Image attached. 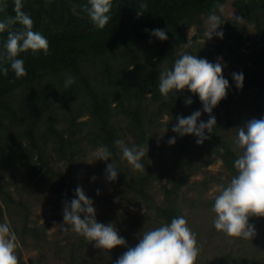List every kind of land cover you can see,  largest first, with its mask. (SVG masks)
<instances>
[{
    "label": "trees",
    "instance_id": "obj_1",
    "mask_svg": "<svg viewBox=\"0 0 264 264\" xmlns=\"http://www.w3.org/2000/svg\"><path fill=\"white\" fill-rule=\"evenodd\" d=\"M227 1L144 0L148 10L137 18L140 0H113L108 14L111 17L109 23L103 29H97L83 11L88 0H22V10L34 21L33 30L48 40L50 54L44 55L42 50L21 53L18 58L24 60L27 76L20 79H16L11 70L7 76L0 73V223L5 222L3 206L12 226L16 228V225H20L17 233L22 243L29 237L35 243L44 245L47 242V226L28 227L29 206L23 191L47 178L51 190L62 201L54 220L63 218L64 201L70 202L76 198L75 189L78 186L86 194V188L70 177L69 170L66 176H62L55 169L53 159L47 153V144H50V151L58 159L67 161L70 166L76 165L83 145L90 149L102 145L108 147L112 153L110 159L119 171L117 179L111 182L106 179L105 169L112 162L110 159L97 160L96 170L122 202L113 204L112 197L108 195L96 198L101 207L96 220L104 224L112 223L126 242L136 236V244L143 231L155 229L183 215L181 188L189 177L212 162L205 157L204 146L216 142L213 146L215 157L222 160L231 176L236 175L234 161L238 153L231 149L233 143L224 136L218 119L211 133L205 131L210 139L202 144L196 143L197 137L194 134L180 136L175 133L178 136L174 145L176 149L168 160L163 159V146L156 137V129L161 125L159 120L163 116H169L171 125L173 120L177 121V116L187 117L198 107L203 108L198 94L187 89L170 92L165 100L158 89V74L164 68L170 69L175 59L179 58L174 56V50L177 44L181 46L184 43L180 41L185 36V30L182 29H187L200 16L207 17L214 4ZM234 5L247 23L254 22L261 26L257 17L259 8L254 0L247 4L238 1ZM0 9V20L14 16V0H0ZM223 22V27L227 29L221 41L223 47L231 55L235 49L251 40L249 59L254 67L238 72L244 75L243 87L238 89L229 86L230 90L222 101L227 104L232 97L242 98L241 95L246 91L256 87L257 92L250 106L264 116V31L262 35L250 36L238 26L232 28ZM157 28L166 30L169 37L174 38L172 46H155L157 38L145 29ZM6 38L7 32L0 33V55L5 54ZM138 46L150 48L152 55L143 59L140 56L135 60L139 54L132 52V49ZM258 47L260 51L256 52ZM197 50L195 55L198 58L206 59L207 56V60H210V53L205 55ZM185 52L193 54L189 48ZM155 72H158L157 77L153 78L152 73ZM69 75L75 78V83L66 89L64 80ZM231 81L234 82L233 77ZM187 99L193 102L187 105ZM84 117L87 119L78 121ZM208 119L209 114L203 112L197 123ZM118 139L124 140L129 146L148 144V153L141 161L145 171L134 170L127 161H121L120 151L115 144ZM220 147L224 149L223 153L219 151ZM20 182L24 183L19 186ZM162 183L164 201L161 205L156 202L152 190ZM168 184L170 187H167ZM10 186L13 187L12 191ZM200 204L199 199H192L190 207H198ZM111 205H116L118 210L125 205L148 207L154 212L152 227L142 228L139 225L142 218L127 216L122 220L110 209H104ZM77 237L80 247H85L86 243L95 244L83 236ZM253 238L248 241L261 254L259 261L255 257L251 260L255 264H264V237L256 235ZM118 248L120 246L107 252L96 249L98 254H107L111 259ZM62 251L63 247L58 253ZM16 255L21 260L18 248ZM231 258L230 253H221L213 262L205 263L198 259L196 264H226L225 259ZM241 261L246 263L245 260ZM19 264L24 263L20 261ZM69 264L87 262L73 259Z\"/></svg>",
    "mask_w": 264,
    "mask_h": 264
},
{
    "label": "clouds",
    "instance_id": "obj_2",
    "mask_svg": "<svg viewBox=\"0 0 264 264\" xmlns=\"http://www.w3.org/2000/svg\"><path fill=\"white\" fill-rule=\"evenodd\" d=\"M113 0H88L84 6L85 11L97 29H103L110 21L108 15L112 8ZM22 0H14V16H7L0 20V33L7 32L4 43L5 54L0 55V73L7 76L9 70L14 72L15 78L27 76L24 60L18 58L21 53L31 50L33 53L43 51L49 55V42L38 31L33 30L34 21L31 16L22 10ZM2 10V9H0ZM148 10V4L140 0L137 18ZM225 6L214 4L206 20L207 39L213 35L223 38L224 33L217 31L224 23L221 19ZM233 20L238 24H245L241 16L232 14ZM19 25V27H14ZM150 35L161 41L168 39L164 29H152ZM184 48L190 43H183ZM224 65L222 58L216 63L207 59L198 58L187 52L175 59L170 69L159 72L158 89L160 94L168 99L170 92H179L187 89L193 94H198L203 105V112L209 114V119L197 121L201 111L196 110L190 116H177V123L172 131L180 136L194 134L196 143L202 144L206 139L205 131L211 133L216 126V118L211 115L212 110L219 102L226 98L229 81L222 75ZM236 87L242 88L243 73H233ZM75 83V78L67 76L64 87L69 89ZM193 101L187 99L190 105ZM234 151L238 156L234 161L236 175L232 176L227 185H216L211 211L215 214L212 220L214 228L228 238L252 239L256 235L255 226L249 223L252 216L264 217V118H252L242 126L232 129ZM175 138L168 140L169 145H174ZM116 146L121 154V161H127L134 170L145 171L141 162L148 153V144L129 146L124 140H116ZM223 153L224 149L219 148ZM92 155L94 161H108L112 153L107 146H100ZM111 160V159H110ZM112 161V160H111ZM119 171L112 161L107 164L105 176L108 181H115ZM95 180V177H92ZM99 194V191L97 192ZM75 197L70 202L64 201L63 223L55 225L50 232H74L83 236L88 242L94 241V247L106 252L118 246H126V240L118 234L112 223H99L96 220L93 201L86 196L81 187L75 189ZM83 215V218L81 216ZM67 225L68 227H65ZM232 242V239H229ZM19 246L16 233L12 230L10 222L0 223V264H19L16 250ZM202 245L197 240V234L188 226L183 215L171 219L155 229L143 231L139 235V242L134 247H128L115 264H196Z\"/></svg>",
    "mask_w": 264,
    "mask_h": 264
},
{
    "label": "rangeland",
    "instance_id": "obj_3",
    "mask_svg": "<svg viewBox=\"0 0 264 264\" xmlns=\"http://www.w3.org/2000/svg\"><path fill=\"white\" fill-rule=\"evenodd\" d=\"M238 1L247 4L250 0H228L224 3V13H218V15H221L222 21L227 22L232 28L238 26L247 35H262L264 31V0H254L259 8L257 11V17L259 18L261 26H257L254 22L238 24L233 20L232 14L240 16L234 5ZM206 20L207 17L200 16V19L190 23L191 25L187 29H182L185 30V36L182 37L180 41L190 43V47L188 48L190 52H193L192 55H195V51L198 49L205 55L208 53L211 54L209 60L211 63H216L218 58H222V64L224 65L222 75L228 81L233 77V73H238L245 68L254 67L253 62L249 59L252 52V48H250L252 44L251 40H248L241 48H238L237 50L235 49L234 53L229 55L227 48H224L221 44V38L213 35L212 39H207V36L205 35L207 30ZM226 30L227 29L223 27V25L217 29V31H222L224 36L227 32ZM167 36L168 39L165 41H161L157 38L155 46L163 48L172 46L174 44V38L169 37L168 34ZM230 43L231 41L228 40V44ZM186 49L187 48H184L182 45L180 46L177 44L176 49L174 50V56L182 55ZM259 49L260 48L258 47L256 52L260 51ZM132 52L139 54L135 60L139 59L138 57L140 56V59H143L146 56L152 55L150 54V48H142L140 46L132 49ZM201 57L203 58V55H201ZM205 57L208 59L207 56ZM155 60L156 59L154 58L153 61ZM165 69L166 68H164V70ZM157 73L158 72L152 73L154 75L153 78L157 77ZM229 86L235 88V81L229 82ZM228 90L230 89H227V91ZM256 92L257 88L252 87L246 91L245 94L241 95L242 98L238 99L237 97H232L227 104H224L221 100L212 110L211 115L215 116V118L220 121L219 127L221 126L224 136H226L228 140H231L232 143L235 136V132L231 131L232 129L242 126L243 123L249 119L264 118V116L255 112L250 106L251 100L256 95ZM196 110H200L202 113L201 116L203 115L202 107H198ZM86 119L87 117L79 118L78 121H84ZM170 122L169 116L165 115L159 120L161 125L156 129V137L160 140V145L163 146L162 157L164 160H168L176 149V146H174L175 144H168V140L174 137L177 141L178 138V136H175V133L172 131V128L177 121L173 120L171 125ZM129 141H131V139H129ZM216 144L217 143L215 142L211 146L210 144L204 146L205 157L211 159L212 162L207 167L189 177L186 184L180 190V203L184 206L183 215L187 219L188 226L197 234L198 242L202 245V250L198 256L200 261L205 263H207V261L213 262L221 253H223V255L230 253L233 259H225L227 261L226 264H255L251 259L255 257L256 260L259 261L261 252H256V249L250 245L248 240L251 241V239L244 240L239 238H228L222 232H218L212 224L215 214L211 211V208L214 202V196L217 194L213 189L216 185H227L232 178L231 174L224 168L222 160L215 157L213 146ZM47 146V153H49L53 159L55 169H58L62 176H66L69 170L70 177L76 179L79 182V185L86 188V196L93 201L96 215L101 213V207L96 198L108 195L112 197L114 201L113 204H116V202H122L114 189L107 185L104 177L96 170L95 162L97 160L94 161V156L92 155L96 149L85 148L83 145L82 151L78 157V163L76 162V165L70 166L67 161L58 159V157L50 151V144H47ZM231 149H234V144ZM19 177L16 178L17 181L20 180H18ZM92 177H95V180H93ZM23 183L24 182H20L18 185L20 186ZM163 187L164 183L157 184L152 190L156 202L161 205L164 201ZM167 187H170V185L168 184ZM10 188L12 191L13 187L10 186ZM98 191L99 194H97ZM23 197L27 200V205L29 206L28 227L40 228L47 226L45 230V239L47 242L44 243V245H41L40 243H35L32 239H29V237L24 240V243H22L19 233H17V231L19 232L20 230V225H16V228H14L10 223L19 242L18 249L21 253V260H19V262L21 261L24 264H69L73 262V259L77 262L85 260L87 264H115V261L120 255L127 251L128 247H134L138 240L136 236H133L130 241H127L126 246H120L118 250H115L110 259L107 254H98V250L94 247V244L88 245L86 243L85 247H80V243L77 240L78 234L74 232H61L59 228H57V231H49L54 227V224H62L63 218L54 220V217L59 213V207L61 206L62 201L58 195L51 190L50 181L47 178L32 184L29 189L26 188V190L23 191ZM192 199H199L201 202L200 206L190 207ZM115 207L116 205H111V207L105 206L104 209H110L112 213L119 215L122 220L127 216L142 218L141 223L139 224L142 228L152 227L153 222L151 218H153L154 212L148 207L125 205L119 210ZM2 208L4 220L9 222V217L3 206ZM249 223L255 226L256 235L258 237H264V217L252 216L249 218ZM65 227L68 226L65 225ZM229 239H232V242H229ZM62 247L63 251L60 252V254H62L60 255L58 252ZM117 251L121 254H118ZM241 259L245 260L246 263L242 262Z\"/></svg>",
    "mask_w": 264,
    "mask_h": 264
}]
</instances>
